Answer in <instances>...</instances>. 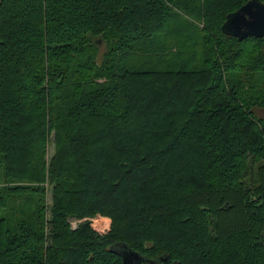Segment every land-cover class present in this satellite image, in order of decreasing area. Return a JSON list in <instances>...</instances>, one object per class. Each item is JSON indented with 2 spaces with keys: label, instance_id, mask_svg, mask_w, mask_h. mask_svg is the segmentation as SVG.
I'll return each instance as SVG.
<instances>
[{
  "label": "trees",
  "instance_id": "obj_1",
  "mask_svg": "<svg viewBox=\"0 0 264 264\" xmlns=\"http://www.w3.org/2000/svg\"><path fill=\"white\" fill-rule=\"evenodd\" d=\"M246 1L0 0V264H264V36L221 29Z\"/></svg>",
  "mask_w": 264,
  "mask_h": 264
},
{
  "label": "water",
  "instance_id": "obj_2",
  "mask_svg": "<svg viewBox=\"0 0 264 264\" xmlns=\"http://www.w3.org/2000/svg\"><path fill=\"white\" fill-rule=\"evenodd\" d=\"M223 33L243 39L249 36H264V1L247 0L238 9L227 14L221 25ZM121 257V264H154L163 262L166 257L149 258L133 250L124 242L110 247Z\"/></svg>",
  "mask_w": 264,
  "mask_h": 264
},
{
  "label": "rangeland",
  "instance_id": "obj_3",
  "mask_svg": "<svg viewBox=\"0 0 264 264\" xmlns=\"http://www.w3.org/2000/svg\"><path fill=\"white\" fill-rule=\"evenodd\" d=\"M173 49H175V48H173ZM199 55H201V52L199 53ZM257 115H262V116H264V108H262V109H259L257 112ZM261 116V117H262ZM50 139H51V142L47 145V152H46V160H47V162L50 160V158H51V156H52V154H53V152H54V145H53V142H52V139H53V132H51L50 133ZM254 166H256V164H254ZM52 184H46V194H45V198H46V203H47V205L49 206L50 204H51V201H52ZM95 216H97V214H95V215H93V216H84V217H70L69 219L70 220H75V219H82L80 222L81 223H83V222H85V221H87L88 222V226L90 227V228H92L94 231H96L91 225H90V218L91 217H95ZM101 216H103V217H108V216H106V215H101ZM103 219V218H102ZM108 220H109V222H110V224H111V218L110 217H108L107 218ZM102 221V220H101ZM80 224H74V228H72L71 227V224H70V227H71V229H75V228H77L78 226H79ZM93 225H94V227H95V224L93 223ZM110 229H112V227H111V225H109V229L106 231V232H108ZM111 231V230H110ZM150 240L149 239H147L146 240V242H149ZM215 251H217V249L215 250ZM152 254H154V253H152ZM231 256L232 257H234V254L232 253L231 254Z\"/></svg>",
  "mask_w": 264,
  "mask_h": 264
},
{
  "label": "built area",
  "instance_id": "obj_4",
  "mask_svg": "<svg viewBox=\"0 0 264 264\" xmlns=\"http://www.w3.org/2000/svg\"><path fill=\"white\" fill-rule=\"evenodd\" d=\"M81 220L82 219L70 220L69 224H71V227L74 228V224H80ZM93 223L95 224V227ZM90 225L96 230L98 234H104L109 229L110 222L109 220L107 221V217L97 214V216L90 218Z\"/></svg>",
  "mask_w": 264,
  "mask_h": 264
},
{
  "label": "crops",
  "instance_id": "obj_5",
  "mask_svg": "<svg viewBox=\"0 0 264 264\" xmlns=\"http://www.w3.org/2000/svg\"><path fill=\"white\" fill-rule=\"evenodd\" d=\"M108 218V217H107ZM110 220V219H109ZM107 221H108V219H107Z\"/></svg>",
  "mask_w": 264,
  "mask_h": 264
},
{
  "label": "flooded vegetation",
  "instance_id": "obj_6",
  "mask_svg": "<svg viewBox=\"0 0 264 264\" xmlns=\"http://www.w3.org/2000/svg\"><path fill=\"white\" fill-rule=\"evenodd\" d=\"M154 264H156V263H154Z\"/></svg>",
  "mask_w": 264,
  "mask_h": 264
}]
</instances>
